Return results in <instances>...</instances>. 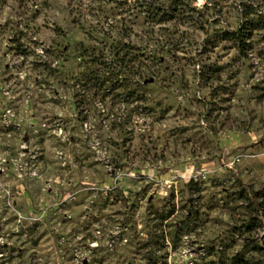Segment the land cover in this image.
Segmentation results:
<instances>
[{
	"label": "rangeland",
	"instance_id": "obj_1",
	"mask_svg": "<svg viewBox=\"0 0 264 264\" xmlns=\"http://www.w3.org/2000/svg\"><path fill=\"white\" fill-rule=\"evenodd\" d=\"M237 1L201 18L207 33L135 0H0V264H224L264 248L239 199L264 188V30L246 57L222 38ZM125 20L165 46L134 97L86 82L81 51L125 38Z\"/></svg>",
	"mask_w": 264,
	"mask_h": 264
},
{
	"label": "trees",
	"instance_id": "obj_2",
	"mask_svg": "<svg viewBox=\"0 0 264 264\" xmlns=\"http://www.w3.org/2000/svg\"><path fill=\"white\" fill-rule=\"evenodd\" d=\"M136 5L141 7L147 17L151 18H188L181 25L191 23L206 31L205 22L201 18H221L223 17V0H206L201 4L203 8L219 5V16H211L203 12L197 6V0H135ZM258 0H238L237 11L242 21L234 30L222 32V38L235 43L239 53L246 57L254 49V35L259 30H264V7ZM264 5V0L262 1ZM122 33V32H121ZM113 38V42L105 44L103 48L98 45L82 44L83 62L89 69L86 82L94 83V86L101 88L112 83L115 89L125 90L126 97H134L136 84L141 80L149 78V71L152 73V66L159 61L158 55L165 46L160 44V39L149 38L144 40L145 44H138L134 40V27L125 20V38L120 34ZM138 36V35H137ZM97 41V40H96ZM100 42V41H98ZM162 43V42H161ZM181 40L171 39L168 42V52L187 51L186 43ZM105 47L109 48L112 57H105ZM192 47V46H191ZM107 48V49H108ZM125 75V85H120V77ZM138 79V80H136ZM120 86H118V85ZM141 84V83H140ZM242 189L239 199L243 201L242 208L249 214L255 222L252 227H260L264 223V188L254 189L253 187ZM252 229V228H250ZM247 246H245L246 248ZM251 254L238 252L228 259L224 264H264V248L257 244L252 246Z\"/></svg>",
	"mask_w": 264,
	"mask_h": 264
},
{
	"label": "crops",
	"instance_id": "obj_3",
	"mask_svg": "<svg viewBox=\"0 0 264 264\" xmlns=\"http://www.w3.org/2000/svg\"><path fill=\"white\" fill-rule=\"evenodd\" d=\"M242 139H244L243 136H242V137L237 136V137L234 139V142H238L237 144H238V145H241V143H242ZM243 141H244V140H243Z\"/></svg>",
	"mask_w": 264,
	"mask_h": 264
}]
</instances>
